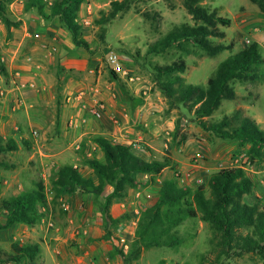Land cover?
<instances>
[{
    "label": "rangeland",
    "instance_id": "1",
    "mask_svg": "<svg viewBox=\"0 0 264 264\" xmlns=\"http://www.w3.org/2000/svg\"><path fill=\"white\" fill-rule=\"evenodd\" d=\"M57 1L44 0L39 10L29 7L31 0H4L11 23L0 16V145L14 140L19 148L0 156L8 165L0 167V223L5 221L1 201L42 180L54 211L49 216L59 220L62 211H74L78 220L68 241L65 236L47 239L50 263L57 260L55 249L63 243L59 247L62 264H75V255L83 257L78 264H125L121 251L127 253L131 248L141 209L156 203L165 181L196 188L207 185L222 169L242 167L255 183L245 201L264 207V160L253 158L250 146L203 130L182 104L173 106L156 70L184 59L187 68L179 74L184 82L205 86L220 63L251 43L258 42L264 56V13L256 4L251 0H203L205 8L231 22L230 26L219 25L223 37L211 39L232 48L210 57L199 49L193 54L179 47L161 55L149 52L175 27L198 24L182 0H130L129 10L106 23H99L102 11L108 12L115 0H84L78 12V37L61 17L51 18ZM113 55L122 65L119 73L110 60ZM235 87L236 99L225 100L213 120L242 112L264 130V80ZM101 105L102 116H94L91 111ZM99 136L131 145L147 161L169 162L155 182L150 176L138 175L137 187H128L123 197L114 199L110 215L119 223L109 221L103 212L112 186L106 185L103 194L93 189L65 191L59 198L52 188L53 177L65 165L77 167L84 179L99 185L88 163L92 159L105 162L95 141ZM84 229L90 234L87 245H95L86 252L101 256L100 250L103 260L80 253ZM178 235L182 239L178 247L144 251L132 264H210L215 260L208 224L187 219ZM224 264H264V259L248 253L232 256Z\"/></svg>",
    "mask_w": 264,
    "mask_h": 264
},
{
    "label": "trees",
    "instance_id": "2",
    "mask_svg": "<svg viewBox=\"0 0 264 264\" xmlns=\"http://www.w3.org/2000/svg\"><path fill=\"white\" fill-rule=\"evenodd\" d=\"M194 20V26L183 24L175 27L162 39L155 42L150 53L161 55L173 47H179L187 53L202 50L210 57H216L232 47L214 44L212 37H223L219 25L230 26L229 19L218 16L202 5L203 0H182ZM84 0H58L51 11V18L61 17L69 31L78 37L81 25L78 12ZM264 13V0H251ZM44 0H31L30 8L42 10ZM131 8L130 0H115L108 12L102 11L99 23H106ZM0 16L9 25L10 19L4 0H0ZM195 48L190 50L188 48ZM184 59L172 65L157 67L158 79L163 82L172 105L182 104L194 115V121L206 132L217 137L237 141L241 146H250L253 158L264 160V130L250 116L242 112L234 116H225L219 121L213 120L214 114L225 100H235L237 83H259L264 80V56L258 42H253L238 53L219 64L216 72L205 86L188 85L179 75L186 71ZM3 74L7 71L3 68ZM115 78L118 77L113 72ZM105 154V162L97 159L88 161L99 178V185L94 186L84 179L77 167L65 165L58 169L52 179V188L57 197L67 191L76 193L89 192L103 194L106 185L113 191L107 195L104 206L106 218L119 223L110 215L115 198L124 196L128 187L139 184L138 175L150 176L152 182L169 166L168 161H147L133 152L131 145L114 143L106 137L95 139ZM18 143L11 140L8 145H0V156L9 151L18 150ZM0 167H7L0 158ZM254 181L242 167L222 169L212 175L207 185L196 188L181 187L175 180L165 181L160 189L158 200L141 209L134 241L130 250L121 251L125 264L138 260L144 251L153 248H176L182 244L178 228L187 219H199L210 227L213 237L210 242L216 254L210 264H224L232 256L256 253L264 259V207L259 202L248 204L245 199L252 195ZM5 221L0 223V231L16 224L35 226L51 211L49 192L44 181L35 182L34 187L24 190L17 196L1 201ZM62 213H67L62 211ZM42 249L39 243H13L10 251L0 249V264H22L37 262Z\"/></svg>",
    "mask_w": 264,
    "mask_h": 264
},
{
    "label": "crops",
    "instance_id": "3",
    "mask_svg": "<svg viewBox=\"0 0 264 264\" xmlns=\"http://www.w3.org/2000/svg\"><path fill=\"white\" fill-rule=\"evenodd\" d=\"M76 166V165H75ZM54 212V211H53ZM52 212V213H53ZM74 211H69L67 213H63V217H60L59 220H56V218H53L52 216H47L44 218L39 224L35 226H27L24 224H16L10 229L2 230L0 231V249H4L7 251H10L9 246H11L13 243H19L21 245L27 244V243H39L42 249V252L44 253V257L42 256L39 258L37 262H24L22 264H52L50 263V243H48V238H56L60 239L62 236L67 238V241L70 236L72 235V229L73 226L76 225V222H78L77 218L74 217ZM60 221V223L58 222ZM67 226V228H65ZM85 237H81V240L79 239V251L83 254H88L90 257L96 256V259L98 261L103 260L105 258L104 252H101L99 249H97L98 252L101 253V256L95 255V252H86L88 249H95V245H90V247L87 245V243H90V234L89 229H84ZM74 238H76L74 236ZM65 239V238H64ZM85 239V240H84ZM63 243H60L58 246V249H55V257H57V260H53V264H62L60 260V255L62 256V249H59V247ZM49 256V257H48ZM66 256V255H65ZM82 256H74L75 264H78L82 260Z\"/></svg>",
    "mask_w": 264,
    "mask_h": 264
},
{
    "label": "built area",
    "instance_id": "4",
    "mask_svg": "<svg viewBox=\"0 0 264 264\" xmlns=\"http://www.w3.org/2000/svg\"><path fill=\"white\" fill-rule=\"evenodd\" d=\"M110 60H111V62L114 65V70H116V72H118V73L121 72L122 71V65L120 64L117 56H114V55L111 56ZM103 108L104 107L101 105V106H99V108L93 109L91 112H92V114L94 116L101 117L102 113H103ZM82 124H86V121L85 122L83 121ZM77 149H80V145L79 144L77 145Z\"/></svg>",
    "mask_w": 264,
    "mask_h": 264
}]
</instances>
